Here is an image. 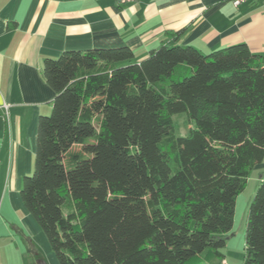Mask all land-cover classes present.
<instances>
[{"label":"trees","instance_id":"obj_1","mask_svg":"<svg viewBox=\"0 0 264 264\" xmlns=\"http://www.w3.org/2000/svg\"><path fill=\"white\" fill-rule=\"evenodd\" d=\"M43 77L55 98L21 197L59 264H225L237 198L264 163V55L69 50ZM244 251L241 264H264V179Z\"/></svg>","mask_w":264,"mask_h":264},{"label":"crops","instance_id":"obj_2","mask_svg":"<svg viewBox=\"0 0 264 264\" xmlns=\"http://www.w3.org/2000/svg\"><path fill=\"white\" fill-rule=\"evenodd\" d=\"M233 2L0 0V103L9 104L7 116L0 111V264H59L21 197L23 178L34 170L39 120L55 98L44 60L126 46L141 61L162 44L209 54L244 43L264 55L263 1ZM231 238L224 263L241 264L244 245L234 253Z\"/></svg>","mask_w":264,"mask_h":264},{"label":"rangeland","instance_id":"obj_3","mask_svg":"<svg viewBox=\"0 0 264 264\" xmlns=\"http://www.w3.org/2000/svg\"><path fill=\"white\" fill-rule=\"evenodd\" d=\"M173 122L178 136H187L190 132V129L193 127L185 113L174 115ZM262 178L264 179V163L252 171L248 179L246 189L237 198L234 224L232 233L230 235V238L232 237L230 240L232 241V244H234V246H232L234 253L235 250L240 251V249L243 248V245L245 247L244 243L247 215L257 186L259 182L263 180Z\"/></svg>","mask_w":264,"mask_h":264},{"label":"built area","instance_id":"obj_4","mask_svg":"<svg viewBox=\"0 0 264 264\" xmlns=\"http://www.w3.org/2000/svg\"><path fill=\"white\" fill-rule=\"evenodd\" d=\"M249 1H254V0H234V5L236 6H239L240 4L242 3H245V2H249ZM262 8L264 10V0H262ZM8 110H9V104L5 101H3L2 103H0V111L4 112L7 116L8 114Z\"/></svg>","mask_w":264,"mask_h":264}]
</instances>
